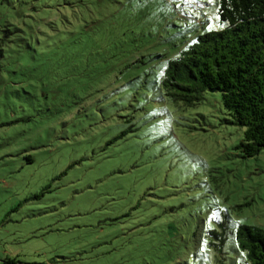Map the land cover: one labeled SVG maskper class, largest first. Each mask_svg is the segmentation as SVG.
<instances>
[{"label": "rangeland", "instance_id": "obj_1", "mask_svg": "<svg viewBox=\"0 0 264 264\" xmlns=\"http://www.w3.org/2000/svg\"><path fill=\"white\" fill-rule=\"evenodd\" d=\"M218 0H0V264H213L208 233L264 228V151L169 60ZM12 41L7 49L4 42Z\"/></svg>", "mask_w": 264, "mask_h": 264}, {"label": "trees", "instance_id": "obj_2", "mask_svg": "<svg viewBox=\"0 0 264 264\" xmlns=\"http://www.w3.org/2000/svg\"><path fill=\"white\" fill-rule=\"evenodd\" d=\"M218 4L223 28L186 43L168 61L162 88L188 105L201 101L207 92H220L229 123L245 128L238 149L254 158L264 151V0ZM11 43L4 42L7 49ZM227 240V221H220L209 231L205 246L213 264H227ZM235 240L242 264H264V228L239 225Z\"/></svg>", "mask_w": 264, "mask_h": 264}]
</instances>
